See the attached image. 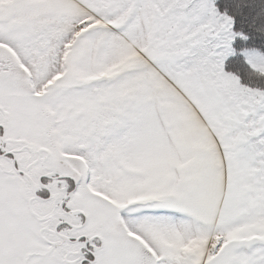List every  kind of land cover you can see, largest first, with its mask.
<instances>
[{"label": "snow or ice", "instance_id": "6c2138e0", "mask_svg": "<svg viewBox=\"0 0 264 264\" xmlns=\"http://www.w3.org/2000/svg\"><path fill=\"white\" fill-rule=\"evenodd\" d=\"M0 264H264V0H0Z\"/></svg>", "mask_w": 264, "mask_h": 264}]
</instances>
